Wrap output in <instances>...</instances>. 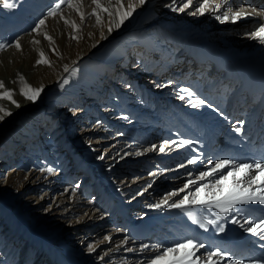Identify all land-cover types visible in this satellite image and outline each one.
<instances>
[{"label":"bare ground","instance_id":"1","mask_svg":"<svg viewBox=\"0 0 264 264\" xmlns=\"http://www.w3.org/2000/svg\"><path fill=\"white\" fill-rule=\"evenodd\" d=\"M57 2L46 0L41 10L26 18L22 31H32L39 17ZM128 2L124 0L125 6ZM183 2L146 0L111 33L108 24L113 18L101 13L102 23L97 24L96 18L89 14L85 27L77 21L79 13L65 2L60 12H67L65 18L74 21L78 31L70 24L46 21L39 33H27L20 38L25 47L15 62L11 61L16 48L12 44L0 53V70L6 71H0V81L20 104L17 108L10 100L0 99V107L12 112L0 121V137L8 156L4 159L8 161L0 163V179L15 166L17 157L25 162L39 161L44 167L40 171L31 167L16 193L17 203L12 200L15 198L11 202L0 194V215L7 206L15 210L17 218L28 226H25L31 236L28 242L32 243L16 260V247L21 244L19 234L11 233L0 223V241L7 242L0 264H29L34 233L46 237L45 252L37 255L34 264H43L40 260L45 258L47 264H68V257L75 260L74 264H103L102 260L115 251L124 264H147L165 248L189 239L203 244L196 251L201 264L215 250L226 254L223 258L213 257L217 264L234 261L250 264L252 260L264 264V238L246 231L251 226L248 221L255 224L264 220V205H236L227 217L217 215L218 209L200 205L188 209L163 206L165 199L171 204L182 199L187 191H194L196 185L169 198V193L197 179L221 159L235 164L264 163V42L251 36L264 25V16L208 24L228 7L233 11L264 10V0H227L219 12L213 11V3L203 15L193 14L202 0H193L191 7L177 11ZM101 3L114 7L116 0ZM159 5L160 10L156 8ZM84 7H92L89 13L95 5L92 0H82L81 11ZM163 7L167 10L165 16L160 13ZM5 12L0 6V13ZM202 23L207 27L202 28ZM45 33L53 38L52 42L45 39ZM41 52L51 66L37 64ZM65 65L69 68L67 72ZM28 85L43 87L35 102L21 95V89ZM199 100L205 103L194 106ZM49 101L50 107L56 106L55 117L62 120L64 129L71 121L80 124L77 137L69 132L65 135L74 150L81 151L83 141L91 142L89 148L96 155L94 158L84 153L89 172L82 174V182L76 187L62 178L60 157L64 149L51 143V137L57 136L59 130L53 124V113L46 112L49 108L45 104ZM68 102L71 107L63 118L65 111L61 107ZM43 106L46 110L41 111ZM84 112L88 113L87 122ZM40 113L43 117L37 121L29 119ZM46 119L50 124L44 129ZM89 121L92 122L89 130L83 131ZM237 128L241 131L237 132ZM184 140L190 143L180 146ZM165 142L168 145L160 152ZM191 158H196V163L189 164ZM47 168L53 171L47 172ZM229 171L231 166L199 183L211 185ZM78 173L76 168L72 176L75 178ZM90 173L97 183L104 177L109 179L110 186L123 196L120 214L115 215L99 195L85 199L92 190L87 181ZM45 175L47 179L43 180ZM18 176L8 175L9 181L17 180ZM52 178L58 181L54 187L48 184ZM157 203L162 206H152ZM158 213L171 215L172 220L155 221L156 225L150 229L146 220ZM205 219L217 223L201 228L196 221ZM233 219L239 222L234 224ZM131 223L141 231L137 237ZM218 226H223L224 231H218ZM90 246L93 251L88 250ZM59 249L64 250V256ZM171 259L170 255L161 264H168Z\"/></svg>","mask_w":264,"mask_h":264},{"label":"snow or ice","instance_id":"2","mask_svg":"<svg viewBox=\"0 0 264 264\" xmlns=\"http://www.w3.org/2000/svg\"><path fill=\"white\" fill-rule=\"evenodd\" d=\"M67 2L69 7H72L80 14V19H85V13L81 11L82 0H59L55 4V6L48 12V16L55 18L58 14L62 15L60 12L61 6ZM146 0H129L127 6L124 4V0H116V5L114 7H106L101 3V0H92V4L95 5L92 12L90 13L92 16L96 18V23L101 24L102 18L101 13L107 14L108 17L113 18L109 20L108 24V32L111 33L114 28H119L123 25L124 21L127 20L136 10L138 6L143 5ZM0 3L3 4L4 8H14L16 5L14 3H10L9 0H0ZM176 0H172V4H175ZM214 3V0H202L196 8L195 14L203 15L206 11H208L209 6ZM193 4V0H184L182 7L177 8V11H183L185 8L191 7ZM227 4V0H221V3H215L213 8L214 12H219L220 8ZM171 7L172 5H168ZM251 15H261L264 16V10L257 11L253 8L250 12L245 11L244 9H239L233 11L231 7L227 8V11L221 13L217 16V19L222 22H228L231 20L232 22H237L241 18L251 16ZM46 21L41 19L38 25L33 29V31L39 33L40 28L44 26ZM66 24H70L72 28L79 30V26L74 21L65 20ZM45 39L52 42V37L47 33L44 34ZM251 36L254 39H258L261 42H264V25L259 26L254 32L251 33ZM75 38V37H74ZM35 43H39V41H35ZM5 45L0 44V50H3ZM15 47L17 49L21 48L20 42L16 41ZM55 51V49H53ZM40 59L37 61V64H46L51 66L50 61L45 57L44 53H40ZM64 70L67 72L69 68L65 65ZM74 71V70H73ZM0 89H5L4 82L0 81ZM43 91V87L33 88L31 85H28L26 88L21 89V95L26 98L28 101L35 102L38 100L41 92ZM189 96H192L193 93L188 89H183ZM184 99L183 96L180 97ZM0 99H8L10 100L17 108L20 107V104L13 99V93L10 90L5 89L3 92H0ZM205 102L203 100H199L197 104L194 106L199 107L203 105ZM0 121H3L6 116H11L12 112L0 107ZM237 132H240L241 129L237 128ZM175 143V142H173ZM190 141L184 140L181 142L180 146L189 144ZM168 142H165L164 146L159 148L160 152H164L167 147ZM103 159V157H100ZM189 164L196 163V158H191L188 160ZM231 166V171L220 175L218 179H216L211 185L208 183H199V181H205L206 178L215 176L217 173L223 172L225 168ZM184 167V165H181ZM47 172H52L53 169L47 168L45 169ZM255 170V171H253ZM155 175V173H153ZM232 178V183L229 184V178ZM193 185H196L194 191H187V194L183 196L178 202H174L169 204L168 200L165 199L163 201V206L171 207V208H179V209H188L192 205H200L205 208H215L218 209L219 212L217 215L227 217L230 213L233 212L236 205L240 204H250V203H258L260 205H264V163L255 162V163H241L235 164L234 161L229 159H221L217 161L213 168L208 171H203L199 174L197 179L189 180L185 183V185L180 188L178 191H173L169 193V198L172 196H177L180 192H185L187 189H190ZM153 207L160 208L162 206L161 203H157L152 205ZM232 223H238L239 221L233 219ZM201 228H206L207 225L216 224V220H208L204 221H196ZM250 227L246 229V231L251 232L253 235H258L264 238V220H261L259 223L253 224L252 221H248ZM218 231L223 232V226H218ZM106 239H110L107 237ZM144 247H147L145 245ZM159 247V246H157ZM203 247V244H197L193 240L189 239L184 243H179L175 247L165 248L162 252L158 253L154 259L147 262V264H161L168 259L171 255L172 259L168 261V264H201V257L196 256V251ZM89 251H93L94 249L90 246ZM183 251V255L180 253ZM226 254L219 251H211L207 254L206 260H204V264H217V261L213 259V257L223 258ZM103 259V257H101ZM231 264H244L243 261H234ZM250 264H261L259 260H252Z\"/></svg>","mask_w":264,"mask_h":264},{"label":"rangeland","instance_id":"3","mask_svg":"<svg viewBox=\"0 0 264 264\" xmlns=\"http://www.w3.org/2000/svg\"><path fill=\"white\" fill-rule=\"evenodd\" d=\"M45 1L46 0H9L10 3H14L16 5L14 8H4L3 4L0 3L1 4L0 5L1 8L6 9V12H5L4 15L2 13H0V16H2V17H0V44L5 45L4 49L0 50V53L8 50V48H9V46L11 44L15 47L16 41H19L20 45H21L20 49L14 48V50H13L14 56H12L13 60H11V61L15 62V58H17V56L20 55L22 53V51L24 50L25 45L20 40V38L23 37L24 34H27V33H30V34L34 33V35L37 34V32H35V31L33 32V30L31 31V30H28V29H25L26 32L22 31V27L24 26L26 18L30 14H32L33 12H37L38 10H41L40 8H42L43 5H45ZM220 1L221 0H214V3H219ZM259 1H262V0H259ZM91 8L92 7H88V8L84 7L83 8L82 12L85 13V19L84 20L80 19V14L78 15L79 17H78L77 21H80L81 23H83L82 25L83 26L85 25V27L87 26V23H88L87 18L90 17L89 14L91 13V11L89 13H87V12ZM156 8H159V10H160L162 8V6L159 5ZM163 8H164V11L160 12V13L164 14L163 16H165L167 10H165V7H163ZM166 9H168V8H166ZM65 15L67 16V12L63 13L62 15L58 14L55 18H53V17L48 16V13H47V14H44L43 16L39 17L40 19L38 20V23H39V21L41 19H44L47 22L48 21H50V22L52 21L53 24L58 23L60 25H63L65 23L64 20H68L69 21V19L67 17L65 18ZM252 16L253 15H251L250 17L252 18ZM216 21H218V23L222 22L221 20H219L217 18H214V19L212 18V19L209 20L208 24L212 25ZM227 23H229V22H227ZM2 25H4V26H2ZM206 25H207L206 23H202L201 27L202 28H206L207 27ZM2 27L4 29H2ZM41 29H42V27L40 28V30ZM137 58L138 57L135 56L134 60H137ZM17 61H19V59H17ZM0 71L6 72L4 70H0ZM50 103L51 102L49 101L48 103L45 104V107L49 108V111H46V112L53 113V115H54L53 119H52L53 124H54V126L58 127V130H59L58 133H57V136L51 137L52 138L51 139V141H52L51 143L55 147L59 146V147H61V149H64V152L62 153V155L60 157L61 165H62L61 168H62V173H63L62 174V178H65V180L70 181L71 185L73 187H76L77 185L80 184V182H82V180H80L81 177H82V174H85V173L89 172L88 169H87V167H88L87 162L85 161V158H83V155H85L84 153H86V156H90L91 157V155L93 153L91 148H89L90 147L89 145H90L91 142L85 143V141H83V142H81V147H82L81 151L80 150L79 151L78 150H74L73 144L70 142V139H67V137L65 135H66L67 132H69V133L72 134V136L74 138L77 137L78 134L76 133V131L79 128L78 125H80V124H77L76 121H74V122L71 121V124L67 127V129H64V127L62 125V120H60V118H56L55 117L54 113L57 111V110H55L56 106L52 108V107H50ZM78 104H80V100L77 101L76 105H78ZM70 107H71V102L70 103L69 102L65 103L61 107V110L64 109V111H65L64 113H62V117L63 118L65 117L66 111ZM43 110H46V108H44V106H43V109H41V111H43ZM87 114L85 112L82 114L83 116L85 115V119L87 118V120H85V122L88 121ZM94 114H95V112H94ZM94 114L91 115L92 118L95 117ZM41 117H43V116L40 113L36 117H30L29 119L37 121ZM91 121H89L90 124L88 125V127L85 126L83 131L84 130H86V131L89 130V128L91 126V123H92ZM48 124H50L49 120L46 119L45 124H43L44 125L43 128L45 129ZM0 126H1V123H0ZM67 135H68V133H67ZM58 136H60V137H58ZM65 139L69 140V142H67V140H65ZM209 148L213 149V147H209ZM6 151H7V148L3 144L2 140H1V137H0V161H1L0 163L8 161V160H4V159H6V157H8V156H5L6 155V153H5ZM92 156L94 158H96V155H92ZM97 157H99V156H97ZM100 157L104 158L102 153L100 154ZM16 159H17V163H15V166H13V168L8 169V171L5 174V176L1 177V179H0V194L4 195L7 199H10V200L12 198L16 197V193L22 187L24 179L29 174L31 167L36 168L39 171L44 169V167H42V165H41V162H39V161H34L35 163H33V160L30 161V162H25L24 159L22 160V158H20V157H17ZM2 160H4V161H2ZM85 165H86V167H85ZM76 168L78 169L79 173L74 178L72 176V171H74ZM16 174L20 175V176H18L17 180H10L9 181L8 175L13 176V175H16ZM87 177H88V179H87L88 180V187L91 188L92 190L87 193V195L85 196V199H89V198L94 197L96 195H97V197L100 196V197H102L104 199V201L108 204V206H110V209L111 210L113 209L112 212L115 215L120 214V206H119L120 203L119 202L123 200V196L121 197L120 195H118V190L116 188L110 186L111 185L110 184V180L109 179H105L106 177H104V178L101 179L102 181L98 180V183H97V181L95 182L93 180V177H92L91 173H90V175H87ZM44 179H47L46 175L43 176V180ZM54 179L53 178L50 179V182L48 183V184H50V187H54L56 184H58V181H55ZM84 188H86V186H84ZM110 188H111V191H110ZM114 190L117 193H114ZM92 194H95V195L93 196ZM12 200H14L13 201L14 203L17 201L16 198L12 199ZM12 200H11V202H12ZM5 211L8 214L6 212H4V213H2L0 215L1 226L7 227L8 229H10L11 233L13 231V232H16L17 234H19L18 238L21 241L20 246L16 247L17 248V253L14 256V258L17 260V259H20L22 257L21 256L22 255V251L25 249V247L26 248H31L30 245L32 243L28 242L29 241L28 239L31 236H30V232H28V230H27L28 226L23 223V220H20L19 218H17L16 214L14 213V212H16L15 210H13V209H11L10 207L7 206ZM157 215L158 216H153L152 218H148L146 220V222L150 223V225H149V226H151L150 229H152L154 227L153 225H156L155 221H158L156 223H159V222L160 223H164V222H166V220L168 222L170 220H172L171 219V217H172L171 215L159 216L160 215L159 213ZM142 222H144V221H142ZM130 228H132V232H133V234H135V236L133 235L134 237H137L140 234V232H141L140 229H137V225H135V224L133 225L131 223L130 224ZM134 232H136V233H134ZM145 233H146L145 231H142V235H145ZM33 235H35L36 237L34 238L35 239L34 240L35 243L33 244L34 248H33V252L31 253V257L29 259V264H34L35 261H36L35 259L37 258V255L39 253L42 254L43 252H45V249H46L45 248L46 247V237H43L44 234H42V233H34ZM164 242L167 243L166 240H164ZM6 243L7 242L0 241V255L3 254V252L6 251V249H7V244ZM59 252L61 253L62 256H64V254H65L64 250H62V249L60 250L59 249ZM119 257H120V254L116 253V251H115V252H112V253L108 254L106 256V258H104V260H102V261H103V264H124L123 262H121L118 259ZM38 260H40V259H38ZM44 260H46V258L45 259H41L40 261L41 262L43 261V264H47V262H46L47 260L46 261H44ZM67 261H68V264H74V262H75V260L73 258H69V257L67 258ZM2 264H5V263H2Z\"/></svg>","mask_w":264,"mask_h":264},{"label":"built area","instance_id":"4","mask_svg":"<svg viewBox=\"0 0 264 264\" xmlns=\"http://www.w3.org/2000/svg\"><path fill=\"white\" fill-rule=\"evenodd\" d=\"M92 178V177H91ZM93 180H94V178H93ZM95 181V180H94ZM96 182V181H95Z\"/></svg>","mask_w":264,"mask_h":264}]
</instances>
